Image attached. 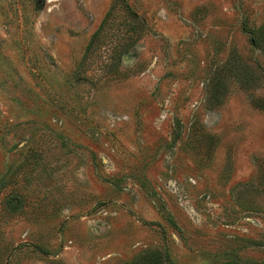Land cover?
Here are the masks:
<instances>
[{"label": "rangeland", "instance_id": "1", "mask_svg": "<svg viewBox=\"0 0 264 264\" xmlns=\"http://www.w3.org/2000/svg\"><path fill=\"white\" fill-rule=\"evenodd\" d=\"M262 29L264 0H0V264H264Z\"/></svg>", "mask_w": 264, "mask_h": 264}, {"label": "trees", "instance_id": "2", "mask_svg": "<svg viewBox=\"0 0 264 264\" xmlns=\"http://www.w3.org/2000/svg\"><path fill=\"white\" fill-rule=\"evenodd\" d=\"M252 44L258 47V49L264 51V30L262 29L261 31H258L255 33V35L252 36ZM92 44V42H91ZM90 44V46H91ZM89 46V47H90Z\"/></svg>", "mask_w": 264, "mask_h": 264}]
</instances>
